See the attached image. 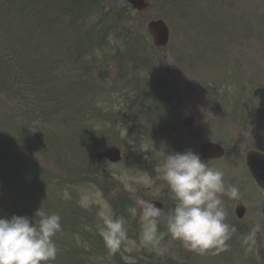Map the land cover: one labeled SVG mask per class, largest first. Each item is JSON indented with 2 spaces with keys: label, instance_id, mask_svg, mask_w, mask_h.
I'll list each match as a JSON object with an SVG mask.
<instances>
[{
  "label": "rangeland",
  "instance_id": "rangeland-1",
  "mask_svg": "<svg viewBox=\"0 0 264 264\" xmlns=\"http://www.w3.org/2000/svg\"><path fill=\"white\" fill-rule=\"evenodd\" d=\"M147 2L149 8L136 14L123 0H0V218L34 221L40 208L58 214L61 231L53 238L58 251L51 264L146 261L129 257L135 245L129 231H136V198L155 190L146 185L165 159L156 129L165 103L173 101L170 93L185 100L186 114L197 107L200 133L220 141L224 160L234 159L242 177L241 153L250 143L229 113L234 102L246 106L251 124L264 107V0ZM158 18L170 31L160 52L146 32V23ZM139 60L146 65L137 66ZM111 146L128 161L145 165V156L153 158L154 174L132 162L125 171L122 164L95 159ZM217 169L227 172L231 185L232 172ZM239 190L263 196L251 187ZM128 198L130 211L121 204ZM101 214L126 221L127 239L115 253L99 234ZM258 218L245 226L264 224V215ZM227 223L239 234L243 225L232 218ZM249 247L260 262L264 231ZM173 252L159 262L182 264L185 257ZM149 253L156 262V252Z\"/></svg>",
  "mask_w": 264,
  "mask_h": 264
},
{
  "label": "clouds",
  "instance_id": "clouds-1",
  "mask_svg": "<svg viewBox=\"0 0 264 264\" xmlns=\"http://www.w3.org/2000/svg\"><path fill=\"white\" fill-rule=\"evenodd\" d=\"M157 179L163 182L175 200V207L167 215V232L189 251L204 254L210 250H227L228 241L236 229L226 222L227 212L223 197L238 200L237 186L224 182V172L210 166L191 149L167 154L163 163L156 167ZM153 189L155 182L146 185ZM161 189L156 187L159 194ZM138 218L142 225L141 240L157 246L163 234L158 235V223L162 209L152 200L136 198ZM37 218L38 222H37ZM99 234L110 252L119 250L127 239L126 221L101 214ZM60 216L46 214L40 209L35 220L26 216L12 215L0 218V264H51L57 256L54 236L61 231ZM264 231L261 224L254 225L243 237V243L256 244L257 234Z\"/></svg>",
  "mask_w": 264,
  "mask_h": 264
},
{
  "label": "water",
  "instance_id": "water-1",
  "mask_svg": "<svg viewBox=\"0 0 264 264\" xmlns=\"http://www.w3.org/2000/svg\"><path fill=\"white\" fill-rule=\"evenodd\" d=\"M130 1L133 3V5L135 7L136 6L141 7L144 5L142 0H130ZM149 27L150 28H160L163 31V35L165 34V29L160 22L152 23V24H150ZM103 156L109 158L112 161H115V160H117V150L112 149V150L108 151L107 153L97 155L98 158L103 157Z\"/></svg>",
  "mask_w": 264,
  "mask_h": 264
},
{
  "label": "flooded vegetation",
  "instance_id": "flooded-vegetation-1",
  "mask_svg": "<svg viewBox=\"0 0 264 264\" xmlns=\"http://www.w3.org/2000/svg\"><path fill=\"white\" fill-rule=\"evenodd\" d=\"M259 139L261 140L262 143L264 142L261 138H259Z\"/></svg>",
  "mask_w": 264,
  "mask_h": 264
}]
</instances>
